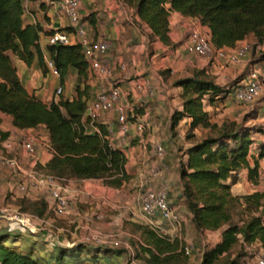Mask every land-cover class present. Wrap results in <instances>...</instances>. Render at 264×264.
<instances>
[{
	"label": "crops",
	"instance_id": "crops-1",
	"mask_svg": "<svg viewBox=\"0 0 264 264\" xmlns=\"http://www.w3.org/2000/svg\"><path fill=\"white\" fill-rule=\"evenodd\" d=\"M23 2L24 22H36L41 26L38 41L43 49L46 62L50 57L45 49L49 34L54 30H70L69 19L58 9L55 0H23ZM79 13L86 22V35L90 39L105 38L110 42L107 58L112 65L111 75L107 79H102L88 72L84 81L88 84L87 101L93 98L101 83L117 85L120 89V101L125 105L129 115L135 114L136 119L146 124L145 130L141 134L134 135L133 125H130L131 129L123 134L118 128L114 110L103 112L99 118V121L108 127L112 144L120 147L127 158L126 170L130 175L128 185L134 187L128 198V202L133 208L131 220L146 225L139 207L140 192L146 186H157L160 180L165 178L168 183L170 201L183 217L181 230H178L180 234L185 233L186 236L194 237L212 232L217 234L216 242L219 241L224 226L217 230L197 232L191 221L192 213L181 195L179 167L180 163L186 160V148L193 141L192 138H187L186 133L191 130L194 137H200L204 128L198 124L190 129L191 118L187 115H183L174 128H171L173 112L183 108L182 87L174 84V80L178 77L191 75L196 68H204L207 72L214 74L215 81L220 84H223L225 80H234L238 77H241L239 80L241 82L246 75L245 71L252 67L247 63L250 59L249 56L241 64H230L212 56H200L188 52L186 39L190 27L196 25L204 31L208 28L206 25H202L197 17L184 15L176 10H172L169 15V35L172 40L170 44L163 43L152 36L150 27L140 20L134 6L124 0H80ZM12 61L26 90L41 100L48 102L53 98L57 99L54 96V89L58 85L63 88L60 94L63 97L72 98L75 94L74 87L77 79L75 68L69 67L61 82L59 74L53 73L47 65L43 69L37 57L27 64L24 60L12 55ZM82 84L81 82V88ZM258 104L260 114V111L261 113L264 111V97ZM207 106L210 107V103H207ZM0 117V129L8 131L5 138L1 139L0 136V155L2 153L15 155L24 167H30L33 162L44 165L50 159L53 150L48 130L43 124L18 127L12 123L11 114L0 112ZM261 119L263 120L261 130H256L255 133H260L262 139L259 141L260 143L254 142L250 148V154H254L258 159V176L255 181L251 180L248 178L247 168H240L237 172V179L230 183V190L233 194L264 189V114ZM86 128L95 130L93 125ZM24 134L35 136L36 150L33 157L25 151L19 142L20 137ZM6 140L12 141L10 152L3 147ZM156 144H161L163 147L161 156H157L154 152ZM257 144H260L259 148ZM261 149H263V154L259 157ZM250 164L253 165L252 158ZM17 177L7 165L0 163L1 208H10L4 205L5 203H1V198L7 200L8 196L21 198L24 195L31 198H44L49 202V208L42 215L26 212L32 216L37 227L36 231L28 230L30 233L16 229L7 231L8 236L3 241L6 245L13 246L22 252H30L39 264H78L79 259L89 252L84 253L78 248L72 249L65 243L71 242L67 236L73 237L76 228L80 235H86L93 230L103 233L116 231L120 234L122 232L118 227L111 228L112 225L109 224L112 221L101 220L104 216L102 211L106 207L111 209L116 205L112 196L99 192V190L104 191V188L107 187L102 181L101 186L94 185L98 187V190L91 192L87 187L93 185L89 184L91 182H85L86 178L65 177L70 203L67 213L62 216L68 222L76 220L78 222L75 230L69 231L68 227L56 222L54 213L51 214V205L47 195L36 190L27 192L19 190L16 185ZM81 181L82 185H76ZM226 181L229 182L230 178ZM113 213L111 211L108 214L112 217ZM7 223L8 221L0 216V230ZM49 225L51 229H49ZM55 230L61 232V236L65 234V231L69 232L63 237L61 247H48L46 240L51 239L53 233L50 232L56 233ZM178 231L170 229V232H174V237H177ZM125 234L131 237L129 236V240L123 244V250L116 251L115 247L111 245L91 243L95 247L92 254L96 257L103 255L106 259L105 264H125L128 259L126 255L134 253V247L140 249L141 245H145L140 232L130 229ZM22 237L27 241L25 245L22 243ZM238 242L244 250L248 249L249 245H259L257 240L248 244L240 238ZM130 262L131 264L135 262L132 255Z\"/></svg>",
	"mask_w": 264,
	"mask_h": 264
},
{
	"label": "trees",
	"instance_id": "trees-1",
	"mask_svg": "<svg viewBox=\"0 0 264 264\" xmlns=\"http://www.w3.org/2000/svg\"><path fill=\"white\" fill-rule=\"evenodd\" d=\"M124 1L134 6L140 20L150 27L151 35L166 44L172 43L169 35L172 10L197 17L207 26L210 40L217 47H231L249 33L255 34L260 41L264 38V0ZM23 13V0H0V112L11 114L12 123L18 127L43 124L48 130L53 154L44 165L36 164L37 167L61 177H96L102 178L107 185H121L130 176L124 151L110 143L105 124L97 122L98 130H88L82 121L88 96V84L84 82L88 61L80 43H48L45 48L58 69L61 82L69 67L76 69L72 98L60 95L45 102L29 93L20 80L12 55L27 64L37 57L42 68L46 67L38 41L41 26L36 22H24ZM174 84L182 87L183 108L173 112L171 128L187 115L191 118L190 129L200 124L211 131L200 137H194L191 130L186 133L193 141L186 148V160L179 167L181 195L192 213L191 221L196 231L217 230L224 226L220 240L203 251L201 263H212L240 238L248 244L257 240L264 249V189L243 194H233L230 190V183L237 179L240 168H247L251 180L255 181L258 176V159L250 154L254 139L249 129L212 121L205 108L208 101L228 89L225 90L204 68L176 78ZM7 135L8 131L0 129L1 139ZM262 154L263 149L258 156ZM22 199L31 200L38 207L33 213L38 215L49 208V202L42 197L24 195ZM236 201L253 205L252 214L240 222L231 221L230 206ZM136 224L145 243L140 247L148 254L147 264L167 261L177 251L180 254L177 237L170 239L147 225ZM7 236V233L0 234V264H39L30 252L6 245L3 240ZM80 246L81 243L72 249H80Z\"/></svg>",
	"mask_w": 264,
	"mask_h": 264
},
{
	"label": "built area",
	"instance_id": "built-area-1",
	"mask_svg": "<svg viewBox=\"0 0 264 264\" xmlns=\"http://www.w3.org/2000/svg\"><path fill=\"white\" fill-rule=\"evenodd\" d=\"M80 0H55L60 11L69 19L70 30H54L48 36V43H80L82 52L88 61V72L102 79H107L112 72V65L107 58V52L110 48V42L105 38L90 39L86 35V22L79 13ZM251 43L246 37L242 38L237 44L226 46H214L210 40L207 31L199 26L193 25L186 39V50L198 55H207L223 60L230 64H241L249 56ZM46 65L50 70L58 74V69L51 57L46 60ZM226 92L234 101L238 103H250L264 92V72L256 67H250L247 74L240 83L232 84L226 87ZM62 86L58 85L54 89V96L59 97L62 93ZM108 110H114L118 122L119 130L125 134L133 125L134 135L141 134L146 124L136 119L135 114L129 115L125 105L120 101V89L117 85L101 83L93 98L86 103L82 116L85 126L96 125L101 114ZM102 123V122H101ZM109 130V129H108ZM110 134V131H109ZM20 144L25 151L32 157L35 155L36 139L34 135L24 134L19 139ZM112 144V142L110 141ZM113 145V144H112ZM12 146L11 140H6L3 147L10 152ZM115 146V145H113ZM118 147V146H117ZM7 152V153H8ZM154 152L157 156L163 153L161 144H156ZM0 163L7 165L13 174H16V185L19 190L27 192L30 190L41 191L47 195L50 201L53 213L62 216L67 213L70 197L65 185V177L57 176L45 169L36 166V162L30 167H24L15 155L2 153ZM140 210L144 223L159 235L174 238V232L170 229L180 231L183 217L171 203L168 195V183L165 178L161 179L155 187L146 186L142 189L139 196ZM7 208L0 207V216L5 218L8 223L7 231H36L32 216L26 212H8ZM98 216V215H97ZM178 231L177 237L182 233ZM185 234V233H184ZM116 231L103 233L99 230H93L91 233L83 235L79 241L84 238L91 240L95 245H111L117 247L121 240L117 238ZM57 234L54 235V241L59 243ZM187 236L185 235L184 238ZM52 240V239H51ZM75 241L68 242L74 244ZM194 244L192 241L186 243L180 249L188 255H192ZM249 254L242 258L238 264H264V249L259 245H249ZM83 264H105L102 258L84 262Z\"/></svg>",
	"mask_w": 264,
	"mask_h": 264
},
{
	"label": "rangeland",
	"instance_id": "rangeland-1",
	"mask_svg": "<svg viewBox=\"0 0 264 264\" xmlns=\"http://www.w3.org/2000/svg\"><path fill=\"white\" fill-rule=\"evenodd\" d=\"M247 38V40L251 43V48L249 51V60H248V64H251L252 67H256L261 69L264 72V38L260 41L258 40V38L256 37L255 34L253 33H249L248 35L245 36ZM200 56H207V55H200ZM247 65V64H246ZM249 69H247L245 71V74H247ZM211 75H214L212 73H210ZM244 74V73H243ZM242 76V75H241ZM239 78V79H238ZM234 80H225L223 82V86L225 88V90L227 89V86H230L232 84H237L240 83V78L238 77ZM239 81V82H237ZM88 92V91H87ZM227 90L224 93L219 94L218 96H216L215 98L211 99V102H209L208 100H206V102L208 101V103H210V107L207 106V103L205 105V108L208 110L209 115L211 117L212 121H216L219 125H222V123H226L228 125H230L232 128H237V127H241V128H245V129H249L250 133H251V137L254 139L255 143H260L259 141L262 139L260 137V133H255L256 130H261V126L263 123V120L261 119V116L264 114V111L259 114V110H258V103L260 101L261 98H263L264 96V92L261 94L262 96L260 97V95L254 99L252 102L250 103H238L236 101H234L229 95L226 94ZM59 98V97H57ZM215 101V102H214ZM204 128L203 132H202V136L211 132L210 128L207 126H202ZM260 144H257V147L259 148ZM257 149V148H256ZM253 156H255L254 154H251ZM253 160V158H252ZM74 178V177H73ZM95 178V179H94ZM85 182H91L89 184L93 185V186H88L87 188L91 191L94 192L96 190H98L97 186H94L95 184L101 186L102 183H104L102 178H96V177H90V178H86ZM102 181V183H101ZM82 185V181L76 183ZM88 185V184H87ZM107 187H105L104 191L99 190V192H101L102 194L105 195H109L110 197L112 196L115 199V207H112L111 209L109 207H106L102 212L104 214L103 218L101 220H105V221H112L109 225H112L111 228L115 229V228H119L120 230H122V232L117 235V238H119L121 240L120 245H118L117 247H115L116 251H121L124 249V243L129 240V236L128 234H125V232L127 230L130 229H137L138 226L135 222H133L131 220V217L133 216L132 213V206L130 205V203L128 202V198H129V194L132 193V189L134 187H131L128 185V180L125 181L124 183H122L119 186H111V185H107ZM264 202V199H263ZM1 203H5L4 205L9 206L10 208L7 210L8 212H19V211H27V212H31L33 213V211H35L38 207L35 206V204L31 201V200H26V199H22L19 197H14L11 198L8 196V199L6 200V198H1ZM6 206V207H7ZM252 206L253 205H248V204H242V201H236L233 202L232 205L230 206V212H231V221L232 222H240L242 220L247 219L251 214H252ZM139 207H140V201H139ZM12 208V209H11ZM136 208H138V206H136ZM113 213V216L110 217L108 213ZM51 214L53 215V212H51ZM55 216V220L56 222H59L60 224L64 225L65 227H68L69 231L70 230H75L76 225L78 222L74 221V222H68L67 219L63 216ZM43 224V222H42ZM49 229H51V226H48ZM78 228H76V232L74 235H72L73 237H70V235L67 236V238H69L71 241H75L74 244H68V242H65L67 246H71V248L74 245H77L79 243H81L80 246V251L84 252V253H88L86 254V256L81 257V259H79L78 264H83L84 262H88L91 260H96L97 258H102L104 259V262H106V259L104 258L103 255L96 257V255H93V251L95 249V247H93L91 245V240H87L86 238H84V241H79L78 239H81L83 237V235H80L78 230ZM139 229H137L136 231H138ZM2 233H6L7 229H6V225L2 226L1 230ZM56 231V230H55ZM65 231V230H64ZM69 231H65L64 235L61 236V232H50L53 233L52 237L50 240H46L48 247H61L60 244L63 242L62 239L64 236L67 235V233ZM0 233V234H2ZM24 233H30L28 230L25 231ZM57 234V238L59 240V243H57L56 241H54V235ZM185 234L182 233V235L179 237H177L179 239V246L181 248H183V246L192 241L194 244V248H193V253L192 255H188L185 254L182 250L179 252H174L172 253L174 256L169 257V259L167 261H160L158 264H202L201 260H202V255H203V251L207 248L212 247L217 239V234L216 233H212V232H208L206 233H202L201 235H196L194 237L192 236H187L186 238H184ZM131 237V236H130ZM22 243L25 245L27 243V241H25L24 237ZM170 239H172L171 237H169ZM39 241L43 242L40 238H38ZM239 242L235 243L232 248L226 252L223 253L221 255H219L217 258H215L212 263L210 264H237L242 258H244L245 256H247V254L249 253V249H242L243 247L241 245L238 244ZM138 247V246H137ZM25 248V247H24ZM180 249V248H179ZM248 252H247V251ZM48 253V252H47ZM58 255V254H57ZM131 255L135 258V262L132 264H147L146 263V257H147V253H144L141 248L137 249L136 247H134V253H131L129 255H126V257H128V259L126 260L125 264H131L130 262V257ZM42 257V256H41ZM57 257V256H56ZM59 257V255H58ZM162 257V256H161ZM44 258V257H42ZM50 260V258H49ZM45 264V263H43ZM53 264V263H51Z\"/></svg>",
	"mask_w": 264,
	"mask_h": 264
}]
</instances>
